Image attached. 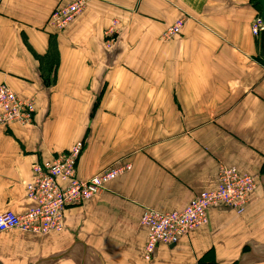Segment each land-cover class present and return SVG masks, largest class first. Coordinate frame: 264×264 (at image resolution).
<instances>
[{
	"label": "crops",
	"instance_id": "0c3cea01",
	"mask_svg": "<svg viewBox=\"0 0 264 264\" xmlns=\"http://www.w3.org/2000/svg\"><path fill=\"white\" fill-rule=\"evenodd\" d=\"M73 0H0V83L34 105L29 124H0V211L22 213L35 162L79 140L76 175L129 165L64 210L63 229L0 232V264H264V30L256 0H85L57 33L53 8ZM117 20L113 47L103 34ZM183 19L178 35L167 27ZM221 165L254 176L241 213L207 222L144 258V209H182L214 188Z\"/></svg>",
	"mask_w": 264,
	"mask_h": 264
},
{
	"label": "built area",
	"instance_id": "2783aa9c",
	"mask_svg": "<svg viewBox=\"0 0 264 264\" xmlns=\"http://www.w3.org/2000/svg\"><path fill=\"white\" fill-rule=\"evenodd\" d=\"M84 0H76L53 9L47 24L55 32L62 31L84 7ZM183 19H178L164 35L170 37L179 32ZM264 29L259 15L251 22V31L257 34ZM34 114L30 101L19 99L4 83H0V124L13 122L28 123ZM79 145L49 162H35L31 166V179L25 184V195L33 204L22 213L10 210L0 212V232L20 230L35 234L59 232L63 229V211L99 193L110 172H101L88 179H79L75 163ZM255 187L254 177L238 171L234 166L221 165L217 172L214 188L201 191L182 209L168 212L145 209L140 224L146 230L144 258L153 256L159 243L174 244L192 229L207 222V210L217 205H226L235 211H242L249 193Z\"/></svg>",
	"mask_w": 264,
	"mask_h": 264
},
{
	"label": "rangeland",
	"instance_id": "374dc122",
	"mask_svg": "<svg viewBox=\"0 0 264 264\" xmlns=\"http://www.w3.org/2000/svg\"><path fill=\"white\" fill-rule=\"evenodd\" d=\"M74 1H76V0H73V1H70V2H67V3H59V4H57L54 8H56L57 6H62V5H67V4H69V3H72V2H74ZM85 1V0H84ZM86 2V1H85ZM85 2H84V6H85ZM53 8V9H54ZM84 8V7H83ZM83 8L82 9H79V12H78V14H77V16L75 17V19L79 16V15H81V13L83 12ZM53 11V10H52ZM52 11H51V13H52ZM51 13H50V15H51ZM50 15L48 16V18L50 17ZM260 16V15H259ZM254 17H257V15H255ZM48 18H47V20H46V24H47V21H48ZM74 19V20H75ZM254 19V18H253ZM73 20V21H74ZM72 21V22H73ZM177 21V20H176ZM175 21V22H176ZM71 22V23H72ZM174 22V23H175ZM173 23V24H174ZM172 24V25H173ZM47 26H49L51 29H53V27L52 26H50L49 25V22H48V24H47ZM69 26V25H68ZM67 26V27H68ZM117 26H119V22L117 21V20H112L111 21V24L105 29V31H104V34H103V43H104V47L105 48H107V49H111L112 47H113V43L115 42V40L117 39V36H118V32H117ZM171 26V25H170ZM170 26H168L167 27V29L170 27ZM183 27V25L181 26V28ZM181 28H180V30H181ZM65 29V28H64ZM63 29V30H64ZM113 29H114V33H113V35H112V37H109V35H110V33L111 32H113ZM166 29V30H167ZM62 30V31H63ZM180 30H179V32H180ZM250 30H251V24H250ZM264 30V29H263ZM59 32H61V31H59ZM59 32H57V33H59ZM166 32V31H165ZM164 32V33H165ZM179 32H176L175 34H173L172 36H170V37H166V35H162V37L166 40V39H171V38H173L174 36H176V35H178L179 34ZM260 32V31H259ZM258 32V33H259ZM251 33H252V31H251ZM257 33V34H258ZM253 34V33H252ZM257 34H253L254 36H256ZM9 87V86H8ZM10 88V87H9ZM11 89V88H10ZM12 90V89H11ZM13 91V90H12ZM14 92V91H13ZM17 96V95H16ZM19 99H21V100H25V99H22V98H20L19 96H17ZM25 101H28V100H25ZM31 104H32V102H31ZM32 106L34 107V105L32 104ZM35 110V109H34ZM32 120H33V117H32V119H31V121L30 122H28V123H22V124H29V123H31L32 122ZM20 123V122H19ZM75 144H78L79 145V149H78V156H77V159H78V157H79V155L81 154V152L83 151V148H84V142L82 141V140H79V141H77L76 143H74L73 145H75ZM73 145H71L68 149H70ZM67 149V150H68ZM66 150V151H67ZM66 151H64V152H66ZM63 152V153H64ZM60 154H62V153H60ZM59 154V155H60ZM59 155H57V156H59ZM56 156V157H57ZM55 158V157H54ZM53 158V159H54ZM77 159H76V162H77ZM129 168V165H120L118 162H114V163H112L111 165H109V166H106V167H104V168H102L101 170H99L98 172H96V173H94L93 175H97V174H99V173H101V172H104V171H106V172H110V174H109V177H108V179H107V181L106 182H104V186H103V188L105 187V185H106V183H108V182H110V181H112L113 179H115L116 177H118L119 175H121V173H123L125 170H127ZM75 173H76V163H75ZM244 173H246V172H244ZM249 174V173H248ZM93 175H91L90 177H92ZM251 175V174H250ZM77 176V175H76ZM253 176V175H252ZM90 177H88V178H90ZM254 177V176H253ZM79 178V177H78ZM88 178H85V179H88ZM79 179H82V178H79ZM84 180V179H83ZM28 182V181H27ZM26 182V183H27ZM25 183V184H26ZM103 188L101 189V191L103 190ZM255 188V187H254ZM254 188H253V190H254ZM252 190V191H253ZM100 191V192H101ZM251 191V192H252ZM99 192V193H100ZM250 192V193H251ZM99 193H97V194H99ZM250 193H249V195H250ZM97 194H95V195H97ZM198 195V194H197ZM248 195V196H249ZM26 196V195H25ZM94 196V195H93ZM92 197V196H91ZM90 198V197H89ZM88 198V199H89ZM30 200V199H29ZM85 200H87V199H85ZM84 200V201H85ZM84 201H82V202H84ZM81 202V203H82ZM247 203V202H246ZM80 204V203H79ZM79 204H76V205H79ZM245 207V206H244ZM147 209H149V208H147ZM244 209V208H243ZM65 210V209H64ZM145 210V209H144ZM143 210V211H144ZM11 211V210H10ZM143 211H142V213H143ZM243 211V210H242ZM242 211H240V212H238V211H236L237 213H241ZM1 212V211H0ZM15 213V212H14ZM141 213V214H142ZM141 216V215H140ZM63 218H64V211H63ZM139 220H140V218H139ZM140 222V221H139ZM143 227V226H142Z\"/></svg>",
	"mask_w": 264,
	"mask_h": 264
},
{
	"label": "water",
	"instance_id": "95a60500",
	"mask_svg": "<svg viewBox=\"0 0 264 264\" xmlns=\"http://www.w3.org/2000/svg\"><path fill=\"white\" fill-rule=\"evenodd\" d=\"M255 3L260 6V17L264 23V0H256Z\"/></svg>",
	"mask_w": 264,
	"mask_h": 264
},
{
	"label": "bare ground",
	"instance_id": "6f19581e",
	"mask_svg": "<svg viewBox=\"0 0 264 264\" xmlns=\"http://www.w3.org/2000/svg\"><path fill=\"white\" fill-rule=\"evenodd\" d=\"M113 33H114V29H113V32L110 33L109 37H112ZM254 180H255V178H254Z\"/></svg>",
	"mask_w": 264,
	"mask_h": 264
}]
</instances>
